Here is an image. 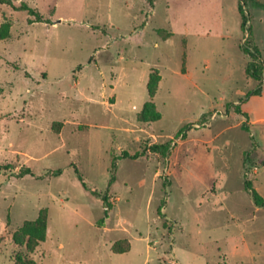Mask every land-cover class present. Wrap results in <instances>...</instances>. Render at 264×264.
<instances>
[{
	"label": "rangeland",
	"instance_id": "obj_1",
	"mask_svg": "<svg viewBox=\"0 0 264 264\" xmlns=\"http://www.w3.org/2000/svg\"><path fill=\"white\" fill-rule=\"evenodd\" d=\"M6 23L0 264H264V207L246 189L264 197V142L235 109L261 85L242 46L264 61V0H0ZM41 215L37 243L21 227Z\"/></svg>",
	"mask_w": 264,
	"mask_h": 264
},
{
	"label": "trees",
	"instance_id": "obj_2",
	"mask_svg": "<svg viewBox=\"0 0 264 264\" xmlns=\"http://www.w3.org/2000/svg\"><path fill=\"white\" fill-rule=\"evenodd\" d=\"M3 1L9 2V0H3ZM21 7L23 9H27L30 14H33L35 16V18H32L30 20L31 22L44 20V16L39 11H36L35 9L31 8L29 5L23 4ZM239 9L243 15L242 28L245 29L246 24H247V17L245 15L243 7L241 5L239 6ZM9 33H10V25L8 23H6L0 29V38H6L9 35ZM250 35H251V33H250ZM242 48L251 57V60L249 61V63L247 64V67H246L247 75L254 78V79L259 80L261 82V85L258 88L251 90L248 93H246L245 98H243L241 100V102L249 99L254 94L261 93L262 84L264 82V61H263V59H261L262 58L261 50L259 49L257 44H254V46H242ZM149 90H150L151 94L156 93V87H154L152 85L151 81L149 83ZM235 109L239 114H241L245 117V120L242 123V128L246 131H249L250 127H249V123L247 120L249 118V114L241 108L240 104H237L235 106ZM188 128H189V125H186L185 127H183L178 132V136L181 135ZM154 147H165V149H166L165 151H167L170 147V142L155 145ZM144 153H145V149L141 150V151H137L135 153L123 151L120 157H122V158L130 157V158L136 159V158H139L140 156L144 155ZM116 160H117V157H115L113 159V163H112L113 173H112V176L110 178V184L113 183L115 181V178H116L115 173H114V170L116 168ZM12 167H13V164H11V163L0 165V172L2 170H9ZM62 172H63V170L61 168L56 169V170H49L48 172H46L43 175H40L39 177L44 178L46 176H56V175H60ZM76 172L78 174V177L84 182L83 176L77 167H76ZM16 175L19 177H23L25 175H35V173L30 167L22 166ZM84 185L87 186L85 182H84ZM246 189L251 192L254 203L259 207H264V197L255 188H253V185H252V182L250 179L246 180ZM93 192L95 194H97L98 196L102 197L103 200L107 203L105 212H108V210L111 206L109 199H108V195L107 194H100L96 190H94ZM99 222H100V225H102L103 219H101ZM21 230L28 233L30 235V238L34 239L37 243L40 241H44L46 238V232H47L46 217L41 215V216H39L38 219H36L34 221L25 222L22 225ZM112 249L115 253H124V252H127L131 249V244L127 241L119 240V241H116L112 245ZM21 263L22 262H20V259H17L16 264H21ZM29 264H37V263L34 262L33 260H29Z\"/></svg>",
	"mask_w": 264,
	"mask_h": 264
},
{
	"label": "crops",
	"instance_id": "obj_3",
	"mask_svg": "<svg viewBox=\"0 0 264 264\" xmlns=\"http://www.w3.org/2000/svg\"><path fill=\"white\" fill-rule=\"evenodd\" d=\"M242 109L249 114L252 135L259 144L264 142V83L261 93L252 95L243 103Z\"/></svg>",
	"mask_w": 264,
	"mask_h": 264
}]
</instances>
